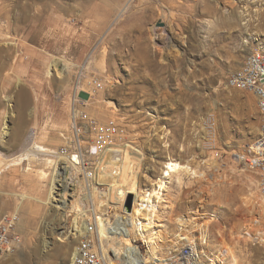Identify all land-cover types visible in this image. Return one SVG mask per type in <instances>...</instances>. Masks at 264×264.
<instances>
[{
    "label": "rangeland",
    "instance_id": "374dc122",
    "mask_svg": "<svg viewBox=\"0 0 264 264\" xmlns=\"http://www.w3.org/2000/svg\"><path fill=\"white\" fill-rule=\"evenodd\" d=\"M255 49L264 51V0H0V161L33 143L67 147L74 95L101 79L105 89L92 96L81 91L80 100L99 123L127 129L125 143L113 147L129 143L144 153L140 182L151 184L169 157L197 165L222 152L226 181L206 205L217 215L210 239L235 242L248 217L236 154L249 155L260 112L251 92L227 80ZM59 59L69 65L65 74L53 66ZM98 163L91 182L98 181ZM43 165L23 163L0 175V221L17 213L24 236L23 247L0 264L71 262L79 243L71 235L78 212L71 205L83 171L58 175L52 204V176L38 172ZM194 179L171 187L174 212L197 208ZM245 240L239 264H264V246Z\"/></svg>",
    "mask_w": 264,
    "mask_h": 264
},
{
    "label": "bare ground",
    "instance_id": "6f19581e",
    "mask_svg": "<svg viewBox=\"0 0 264 264\" xmlns=\"http://www.w3.org/2000/svg\"><path fill=\"white\" fill-rule=\"evenodd\" d=\"M128 5L129 2L124 9ZM61 61L56 60L53 66L60 65V73L65 74L69 65ZM63 136L66 137L65 134ZM143 158L144 153L129 143L124 147H112L99 157L96 168L98 181H89L94 179L95 171H90V175L86 170L84 182L76 185L74 195L79 196L71 205L78 211L72 221L74 230L84 233L87 229L85 223L82 226L79 224V217L84 210L81 205H85L82 198L86 199V203L93 200L101 247L104 252H111L113 264H162L179 258L186 246L198 253L195 264H239L241 239L264 246V198L257 173L250 166L246 154H236L239 163L237 168L246 177L247 190L242 197V204L248 211V217L237 233L235 242L221 240L219 235L213 241L210 239L213 235L211 226L217 220V215L209 213L206 205L215 188L226 181L225 173L220 172L224 160L221 151H212L197 165L183 164L169 157L151 184H144L138 178ZM32 162L44 164L38 170L42 179H46L49 174L52 176L49 194L52 204L57 200L55 194L61 180L58 175L68 174L72 177L84 168L79 165V159L73 151L33 143L21 154L6 162L0 161V175L11 166L23 163L31 165ZM192 179L198 185L197 208L174 212L175 200L170 197L171 187L184 188ZM130 193L134 198L131 209H128L126 202ZM65 200L66 197L63 203H66ZM57 206L67 208L65 204Z\"/></svg>",
    "mask_w": 264,
    "mask_h": 264
},
{
    "label": "built area",
    "instance_id": "2783aa9c",
    "mask_svg": "<svg viewBox=\"0 0 264 264\" xmlns=\"http://www.w3.org/2000/svg\"><path fill=\"white\" fill-rule=\"evenodd\" d=\"M230 87L251 92L257 100L260 112L259 135L249 147L248 161L256 171L260 182L261 194L264 198V51L255 49L243 63L233 71L227 80ZM88 90L83 88L74 95L71 104L70 129L73 137L68 139V146L62 151H73L79 159V165L85 171L94 172L97 160L108 149L117 143H125L127 129L115 121L99 123L88 111L84 101L80 100V92L95 95L105 89L101 79L92 78ZM210 140L216 141V121L214 116L207 120ZM67 139V138H66ZM87 168V169H86ZM85 169V170H84ZM92 172L89 174L92 175ZM83 213L79 217V224L87 226L84 233L73 231L72 236L78 235L79 243L75 247L70 264H113L111 252H104L96 230V217L94 214V201L89 200L83 205ZM75 217V216H74ZM73 217V219H74ZM73 221V220H72ZM19 215L8 213L0 221V259L20 250L24 245V236L18 230ZM198 253L190 246L183 248L179 258H174L165 264H195Z\"/></svg>",
    "mask_w": 264,
    "mask_h": 264
},
{
    "label": "water",
    "instance_id": "95a60500",
    "mask_svg": "<svg viewBox=\"0 0 264 264\" xmlns=\"http://www.w3.org/2000/svg\"><path fill=\"white\" fill-rule=\"evenodd\" d=\"M133 198H134L133 194L130 193L128 198H127V202H126V206L128 209H131V207H132Z\"/></svg>",
    "mask_w": 264,
    "mask_h": 264
},
{
    "label": "crops",
    "instance_id": "0c3cea01",
    "mask_svg": "<svg viewBox=\"0 0 264 264\" xmlns=\"http://www.w3.org/2000/svg\"><path fill=\"white\" fill-rule=\"evenodd\" d=\"M6 171H9V169H8V170H6Z\"/></svg>",
    "mask_w": 264,
    "mask_h": 264
}]
</instances>
